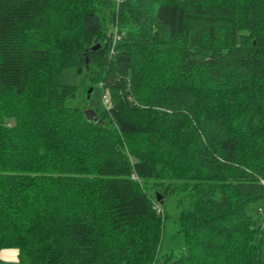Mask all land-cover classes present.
Returning a JSON list of instances; mask_svg holds the SVG:
<instances>
[{
	"label": "trees",
	"instance_id": "obj_1",
	"mask_svg": "<svg viewBox=\"0 0 264 264\" xmlns=\"http://www.w3.org/2000/svg\"><path fill=\"white\" fill-rule=\"evenodd\" d=\"M262 199L264 0H0V254L264 264Z\"/></svg>",
	"mask_w": 264,
	"mask_h": 264
},
{
	"label": "rangeland",
	"instance_id": "obj_2",
	"mask_svg": "<svg viewBox=\"0 0 264 264\" xmlns=\"http://www.w3.org/2000/svg\"><path fill=\"white\" fill-rule=\"evenodd\" d=\"M81 79L82 78H80L76 95L70 100V105L80 106L83 109H97L108 105V103H106V99H104L103 89L100 84H95L93 87H91L93 90L91 93H89L90 95H88L89 102L86 103L87 94L85 89L87 84ZM8 122L11 123L12 118H9ZM166 207L172 217L178 215L176 196L171 195L168 197L166 201ZM248 212L258 223L262 224L264 227V199L250 203L248 206ZM0 264H19L16 250L11 248L4 249L0 254Z\"/></svg>",
	"mask_w": 264,
	"mask_h": 264
},
{
	"label": "water",
	"instance_id": "obj_3",
	"mask_svg": "<svg viewBox=\"0 0 264 264\" xmlns=\"http://www.w3.org/2000/svg\"><path fill=\"white\" fill-rule=\"evenodd\" d=\"M100 46V44H97L95 47L97 48V47H99ZM92 88H90L89 89V93H91L92 92ZM88 113H92L93 112V110L92 109H87L86 110ZM158 200H161V195H158ZM163 202V201H162Z\"/></svg>",
	"mask_w": 264,
	"mask_h": 264
},
{
	"label": "built area",
	"instance_id": "obj_4",
	"mask_svg": "<svg viewBox=\"0 0 264 264\" xmlns=\"http://www.w3.org/2000/svg\"><path fill=\"white\" fill-rule=\"evenodd\" d=\"M104 99H106V103H108V105H109L110 104V98H109L107 93H104ZM159 210H160V208H159Z\"/></svg>",
	"mask_w": 264,
	"mask_h": 264
}]
</instances>
